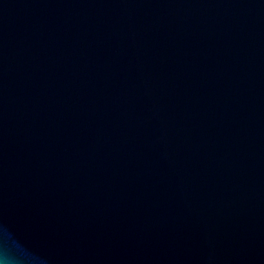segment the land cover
I'll use <instances>...</instances> for the list:
<instances>
[{
	"label": "water",
	"instance_id": "water-1",
	"mask_svg": "<svg viewBox=\"0 0 264 264\" xmlns=\"http://www.w3.org/2000/svg\"><path fill=\"white\" fill-rule=\"evenodd\" d=\"M0 264H264V0H0Z\"/></svg>",
	"mask_w": 264,
	"mask_h": 264
}]
</instances>
